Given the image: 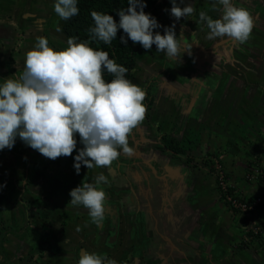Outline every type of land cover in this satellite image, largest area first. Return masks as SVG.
Returning <instances> with one entry per match:
<instances>
[{"label":"crops","instance_id":"obj_1","mask_svg":"<svg viewBox=\"0 0 264 264\" xmlns=\"http://www.w3.org/2000/svg\"><path fill=\"white\" fill-rule=\"evenodd\" d=\"M165 1L154 34L174 25L189 48L175 60L155 45L140 52L131 81L146 91L147 112L129 135L131 154L121 152L108 168L81 164L77 174L74 158L83 147L78 133L72 155L55 160L19 137L11 149L0 150V264H77L83 251L117 264H264L262 234L245 240L239 222L238 235L228 217L221 221L219 213H206L222 199L202 160L208 154L242 160L233 126L250 122L246 142L258 130L264 134V0H232L252 14V32L243 44L208 37L199 13L219 18L215 0H177L195 9L179 20L171 15V0ZM54 3L0 0V84L22 74L37 37H46L54 49L67 47L68 39L56 31L64 20L54 13ZM258 120L261 127L254 126ZM168 144L186 150L176 152ZM100 173L108 183L102 185L105 219L97 225L86 208L71 205L69 193L95 183Z\"/></svg>","mask_w":264,"mask_h":264},{"label":"clouds","instance_id":"obj_2","mask_svg":"<svg viewBox=\"0 0 264 264\" xmlns=\"http://www.w3.org/2000/svg\"><path fill=\"white\" fill-rule=\"evenodd\" d=\"M171 3L170 12L176 20L195 11L191 4L181 7L177 0ZM217 4L222 7L217 8ZM145 6L143 0H127V7L117 10L118 23L112 15L92 11L90 38L81 41L70 37L63 49L51 47L44 36L37 37L26 52L22 74L0 84V150L11 149L19 137L44 157L55 160L72 155L78 133L83 147L74 158L77 174L81 164L108 168L121 152L131 154L128 138L145 118L146 91L126 78V67L109 58L108 52L91 47L90 42L111 44L118 29H122L133 44L139 43L145 50L155 45L157 52L175 60L189 48L183 35H176L174 25L165 27L163 35L154 34L160 25L143 10ZM212 9L220 12L219 18L199 13L200 21L206 22L210 30V39L227 36L243 44L250 38L253 18L246 7L232 0H215ZM54 12L62 20L78 15L77 0H55ZM61 30L57 25L56 31ZM120 41L127 44L124 36ZM105 72L112 76L111 80L105 79ZM107 183V177L100 173L95 183L70 190L71 205L86 208L93 224L99 225L105 219L106 193L102 185ZM77 264L117 262L83 251Z\"/></svg>","mask_w":264,"mask_h":264},{"label":"rangeland","instance_id":"obj_3","mask_svg":"<svg viewBox=\"0 0 264 264\" xmlns=\"http://www.w3.org/2000/svg\"><path fill=\"white\" fill-rule=\"evenodd\" d=\"M162 1L166 2L165 0H161V1L157 0V4L159 5V8L163 4ZM255 1H257V0H249V1L244 0V2H246V3L247 2H255ZM242 4H241V6L247 7V5L245 3H242ZM204 7L206 8V10H208L207 6L204 5ZM54 21H55V17L52 16L48 22V26H52ZM217 39H222V37H217L216 40ZM133 50H134V54L136 57V60H135V64H136V61L141 58L140 52H144L147 50H145L139 43L133 44ZM135 64H134V67H135ZM133 68L127 73V75H128L127 79H129V80H131L134 77ZM249 124H250V122L248 121L247 123H244L242 125L241 124L237 125V127L233 126L232 129H229L231 137L233 139V143H236L238 145V148H240V154H238V156L243 157L240 162H238V161L237 162H235V161L225 162L226 160H223L221 157L215 156L213 154H208L209 156H206V155L203 156L202 160H206L207 164L210 166L213 164L214 160L220 161L219 163L221 164V166L224 169V172H225L224 174L226 175L225 178H227V182L231 188L230 190H231V192L234 190L232 194H235V196H238V197L245 196V197H249V198L250 197H260L263 199L262 203H259V205L257 206V209L255 210L254 215L252 217V219L254 221V222L253 221L252 222L254 223V226H255V224H259V222L264 218V216L261 215V212L264 211V178H262L258 175L257 178H255L253 181H250V180H247L245 178V174L253 172V170L256 167L261 168V166H262L264 168V151H263L264 150V146H263L264 134H261L260 130H258L257 132H254V134L256 133L257 136L255 135L251 141L246 142V140L243 139V135H245L247 133L248 129H249V131H251V129L249 128ZM254 126L261 127L262 124L258 120L254 123ZM239 141L244 142L245 145ZM189 143H192V142H189ZM221 143L222 142H220L218 145H221ZM186 146H188V145L186 144ZM180 148H178V149H180ZM157 149L161 150L162 148L158 147ZM185 150H186V148H183V151H185ZM165 151H166V148H165ZM206 153H207V150H206ZM248 153H250V154H248ZM202 154H203V152H202ZM233 156H234V154L232 155V157ZM249 170H252V171H249ZM209 173L212 176L211 170ZM212 178L214 180V170H213ZM214 183H215V180H214ZM242 184L247 185V187L245 189L242 188ZM215 189L217 191L218 197L220 199H222L223 202H225L227 207L225 205H223L221 200H219V203L215 206L209 207L206 210V213H211V214L212 213L213 214L219 213L221 221H224L225 217H228L229 220H231V222L233 223L232 227L236 229V231L239 235V233H240L239 232V224H241L242 229H243V226L245 225L244 214L236 211L234 213L237 214V218H235L234 220L231 219V215L229 212V211H231V209L228 205L229 203H227L223 199V197L220 194V191L216 187V184H215ZM238 222H239V224H238Z\"/></svg>","mask_w":264,"mask_h":264},{"label":"trees","instance_id":"obj_4","mask_svg":"<svg viewBox=\"0 0 264 264\" xmlns=\"http://www.w3.org/2000/svg\"><path fill=\"white\" fill-rule=\"evenodd\" d=\"M143 2L146 5L143 10L157 20L159 12L157 0H143ZM77 6L79 8V14L64 20L61 31L67 39L77 37L78 40L82 41L90 38L88 29L94 26V21L91 17L92 11L112 15L118 23L119 16L117 10L126 8L127 0H77ZM137 10L139 11V8ZM121 36H124L127 40L126 45L121 43ZM90 46L94 49L108 52L109 58L114 59L117 64L126 67L128 72L134 67L136 57L133 50V43L128 39L127 34L122 29H118L116 39H113L111 44H104L101 41L93 40L90 42ZM127 76L126 74V78ZM105 79L111 80L112 76L105 72ZM167 147H173L176 152L183 151L182 148L178 149L169 144Z\"/></svg>","mask_w":264,"mask_h":264},{"label":"built area","instance_id":"obj_5","mask_svg":"<svg viewBox=\"0 0 264 264\" xmlns=\"http://www.w3.org/2000/svg\"><path fill=\"white\" fill-rule=\"evenodd\" d=\"M219 162V160H214L213 164L208 166V171L210 172L211 170L213 176L214 170V180L216 187L220 191L223 199L229 203L228 205L231 211H238L244 214L245 225L243 226V231L246 233L245 240L250 241L252 238L258 237L259 234H262L264 238V218L259 222V224H255V226L252 219L257 206L259 203H262L263 199L260 197H238L235 196V194H232L234 190L231 192L227 178H225L226 175L224 174V169ZM258 175L264 178V168L262 166L261 168L256 167L251 173H246L245 178L247 180L253 181L258 177Z\"/></svg>","mask_w":264,"mask_h":264}]
</instances>
